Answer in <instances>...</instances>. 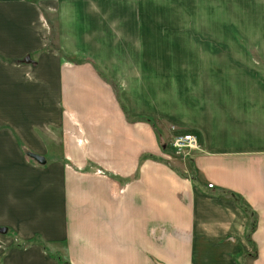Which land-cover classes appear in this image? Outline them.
<instances>
[{"label": "crops", "instance_id": "obj_1", "mask_svg": "<svg viewBox=\"0 0 264 264\" xmlns=\"http://www.w3.org/2000/svg\"><path fill=\"white\" fill-rule=\"evenodd\" d=\"M49 33L40 6L0 5V264H264L254 128L195 123L200 148L169 156L105 80L151 76L162 57L73 63L43 49Z\"/></svg>", "mask_w": 264, "mask_h": 264}, {"label": "rangeland", "instance_id": "obj_2", "mask_svg": "<svg viewBox=\"0 0 264 264\" xmlns=\"http://www.w3.org/2000/svg\"><path fill=\"white\" fill-rule=\"evenodd\" d=\"M14 1L41 7L50 31L43 49L66 61L96 57L108 66L118 55L162 57L156 63L167 69L151 76L105 80L130 119L151 114L159 149L167 155H176L172 137L195 123H210L219 134L232 125L254 128L264 143V0ZM138 22L150 23L151 43L136 42L141 39L129 27ZM27 56L31 62L35 53ZM176 57L178 62L171 60Z\"/></svg>", "mask_w": 264, "mask_h": 264}, {"label": "built area", "instance_id": "obj_3", "mask_svg": "<svg viewBox=\"0 0 264 264\" xmlns=\"http://www.w3.org/2000/svg\"><path fill=\"white\" fill-rule=\"evenodd\" d=\"M172 147L175 154H182L186 151L197 150L200 148V140L193 132H180L172 137ZM212 187V184H208Z\"/></svg>", "mask_w": 264, "mask_h": 264}, {"label": "water", "instance_id": "obj_4", "mask_svg": "<svg viewBox=\"0 0 264 264\" xmlns=\"http://www.w3.org/2000/svg\"><path fill=\"white\" fill-rule=\"evenodd\" d=\"M34 157H35L37 160H39L40 162H44V159H43L42 156H34ZM0 232H1V233H4V232H6V229L0 227Z\"/></svg>", "mask_w": 264, "mask_h": 264}, {"label": "trees", "instance_id": "obj_5", "mask_svg": "<svg viewBox=\"0 0 264 264\" xmlns=\"http://www.w3.org/2000/svg\"><path fill=\"white\" fill-rule=\"evenodd\" d=\"M190 132H193V133H195V135L197 134V137H199V140L201 141V137H200V134H199V132H197L196 130H194V129H191L190 130Z\"/></svg>", "mask_w": 264, "mask_h": 264}]
</instances>
